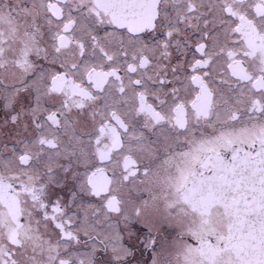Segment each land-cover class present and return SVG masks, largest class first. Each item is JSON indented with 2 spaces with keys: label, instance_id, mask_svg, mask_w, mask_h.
Wrapping results in <instances>:
<instances>
[{
  "label": "snow or ice",
  "instance_id": "6c2138e0",
  "mask_svg": "<svg viewBox=\"0 0 264 264\" xmlns=\"http://www.w3.org/2000/svg\"><path fill=\"white\" fill-rule=\"evenodd\" d=\"M0 28L20 70L0 128H23L0 148V264H93L81 234L126 254L46 194L61 159L96 157L115 163L103 182L86 166L96 220L155 189L198 243L186 264H264V0H0Z\"/></svg>",
  "mask_w": 264,
  "mask_h": 264
},
{
  "label": "flooded vegetation",
  "instance_id": "af4514ba",
  "mask_svg": "<svg viewBox=\"0 0 264 264\" xmlns=\"http://www.w3.org/2000/svg\"><path fill=\"white\" fill-rule=\"evenodd\" d=\"M2 30L0 28V31ZM19 71V69L13 67L0 69V80L3 81V85L0 86V97L6 95L14 85L18 86L16 77L19 75ZM220 71L223 72L224 69L221 68ZM20 78L23 79V77ZM194 98L195 92L189 90V93L185 96L189 107L191 100ZM4 111L3 99L0 98V121L4 119ZM17 131L23 133V128L19 130L11 127L0 128V148H4L5 145L11 148L9 137L15 136ZM20 139H23V135L20 136ZM175 151H188L184 136L180 137L179 147ZM7 154V151H5L4 155L7 156ZM59 164L60 166L55 170L54 181L47 185L46 194L48 198L52 202L60 201L64 203L68 214L80 219L82 223L88 221L89 214H91L95 223L101 225L96 230L119 237L118 249H124L126 253L118 259L114 255L111 246L99 248L81 234L79 244L72 245L73 255H78L81 258L89 257L93 264H97V262L98 264H186L185 246L198 247L197 241L187 231L183 221H180V225H175L177 214L165 208L163 199L154 200V195H160L155 189L150 190L142 186L123 188L122 194L127 201L124 215L118 218L116 214H113V217L105 215L102 219H95V213L99 212L107 193L96 196L87 190L86 166L88 175L100 169L103 174H98L95 179L103 182L105 177H112L113 168L115 167L114 162L101 161L96 157L90 160L87 165L63 159ZM153 167L155 168V165ZM142 173L143 167L138 173L137 183L143 179ZM109 187L112 188L113 186L110 185ZM164 195H167L166 191ZM141 207H146L148 210L143 215H135L134 209ZM130 213L133 214L129 215ZM125 221L127 222L125 223ZM20 222L25 223V218L21 217ZM173 225H175L177 232L173 231L171 237L159 230L161 226L172 227ZM52 227L54 228V225ZM121 228L124 229L123 233H121Z\"/></svg>",
  "mask_w": 264,
  "mask_h": 264
},
{
  "label": "rangeland",
  "instance_id": "374dc122",
  "mask_svg": "<svg viewBox=\"0 0 264 264\" xmlns=\"http://www.w3.org/2000/svg\"><path fill=\"white\" fill-rule=\"evenodd\" d=\"M180 221L181 220L177 218L175 225H180ZM175 225H173L172 227H164V226H161V227H159V230L162 233L167 234L168 236L171 237V234H172L173 231H176L177 232Z\"/></svg>",
  "mask_w": 264,
  "mask_h": 264
}]
</instances>
